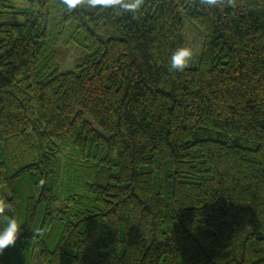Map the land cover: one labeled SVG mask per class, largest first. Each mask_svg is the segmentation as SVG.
<instances>
[{
	"label": "trees",
	"instance_id": "trees-1",
	"mask_svg": "<svg viewBox=\"0 0 264 264\" xmlns=\"http://www.w3.org/2000/svg\"><path fill=\"white\" fill-rule=\"evenodd\" d=\"M9 217L0 264H264V0H0Z\"/></svg>",
	"mask_w": 264,
	"mask_h": 264
},
{
	"label": "clouds",
	"instance_id": "clouds-1",
	"mask_svg": "<svg viewBox=\"0 0 264 264\" xmlns=\"http://www.w3.org/2000/svg\"><path fill=\"white\" fill-rule=\"evenodd\" d=\"M64 4L72 9L79 4L81 0H63ZM208 5H214L216 0H206ZM142 0H87V6L95 8L97 5L103 7H118L124 12H133L141 7ZM193 55L192 49L187 46L175 48L168 60V66L172 71H183ZM20 221L14 217H9L6 223L0 227V253L7 246L14 245L20 235Z\"/></svg>",
	"mask_w": 264,
	"mask_h": 264
},
{
	"label": "rangeland",
	"instance_id": "rangeland-1",
	"mask_svg": "<svg viewBox=\"0 0 264 264\" xmlns=\"http://www.w3.org/2000/svg\"><path fill=\"white\" fill-rule=\"evenodd\" d=\"M25 4L23 1H16L15 5L20 6ZM186 30V46L192 49L193 55L188 62L187 66H194L197 62V55L201 49V37L198 33L188 24L185 23ZM79 49L72 44H65L63 41L59 43L57 49V58L55 60V65L60 70L72 67L79 56Z\"/></svg>",
	"mask_w": 264,
	"mask_h": 264
},
{
	"label": "bare ground",
	"instance_id": "bare-ground-1",
	"mask_svg": "<svg viewBox=\"0 0 264 264\" xmlns=\"http://www.w3.org/2000/svg\"><path fill=\"white\" fill-rule=\"evenodd\" d=\"M49 15H50V13H49Z\"/></svg>",
	"mask_w": 264,
	"mask_h": 264
}]
</instances>
